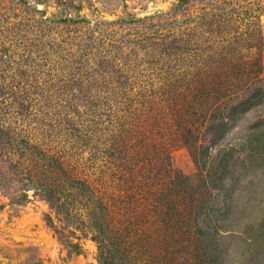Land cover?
Listing matches in <instances>:
<instances>
[{
    "label": "rangeland",
    "instance_id": "1",
    "mask_svg": "<svg viewBox=\"0 0 264 264\" xmlns=\"http://www.w3.org/2000/svg\"><path fill=\"white\" fill-rule=\"evenodd\" d=\"M0 264H264V0H0Z\"/></svg>",
    "mask_w": 264,
    "mask_h": 264
},
{
    "label": "trees",
    "instance_id": "2",
    "mask_svg": "<svg viewBox=\"0 0 264 264\" xmlns=\"http://www.w3.org/2000/svg\"><path fill=\"white\" fill-rule=\"evenodd\" d=\"M169 77H172L169 76ZM170 99V98H169ZM171 103L172 105L170 106L171 108H174V110L176 109L175 106V99L171 98ZM203 108V107H202ZM177 113V126H176V133L174 138L172 139V144L173 142H175V144H180V146L182 147H187L189 148L191 144H193V140L195 139V134H194V128L197 125V123H199L196 120H199L196 115L194 116H190V117H186L185 114L187 113L186 111L188 110H183L182 109H177L175 110ZM201 117H203V114L201 115ZM200 117V118H201ZM195 119V120H194ZM125 124L126 126L129 127L128 124V120L125 121V119L123 121H121V124ZM155 134V133H154ZM149 135L148 139L150 140V138L154 135ZM22 142L24 143V146L28 145L27 142L22 139ZM36 154V153H35ZM45 160L48 159V156L45 154ZM157 156V155H154ZM144 162H151L149 161V159H143ZM162 159L157 158V161H161ZM53 164V162H52ZM50 164H48L47 166H49ZM148 170V169H147ZM149 173V170L148 172ZM155 176V175H154ZM146 177V176H145ZM146 179L148 180L149 177H146ZM177 179V178H176ZM159 182V181H158ZM174 184L173 187L171 189H166L164 192L161 190L159 191V188L156 190L157 188V184L152 185L153 188H155V190H151L150 192L146 191V195H142L141 198L139 200H135V203H137L138 205L136 206L134 204V208L136 211H138L141 214L144 213L145 210H147V208H151L152 212H156L158 207H162L165 203L166 206H168L171 203H175L178 202V198L180 199V203L187 201L190 205V207H195V200H194V196L197 195L196 193H193L191 191L190 195V190L192 188V184L189 183V179L188 178H179L177 180H173ZM160 183V182H159ZM151 185L148 183V186ZM147 184H145V187H148ZM195 194V195H194ZM183 204V203H182ZM184 206L186 207V205L184 204ZM199 212L195 215V219L197 217H199ZM201 232V230H200ZM98 243V242H97ZM173 254V253H172Z\"/></svg>",
    "mask_w": 264,
    "mask_h": 264
}]
</instances>
